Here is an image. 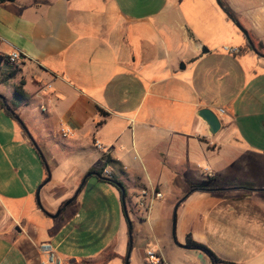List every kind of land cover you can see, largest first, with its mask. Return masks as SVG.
I'll return each instance as SVG.
<instances>
[{
	"label": "crops",
	"instance_id": "crops-1",
	"mask_svg": "<svg viewBox=\"0 0 264 264\" xmlns=\"http://www.w3.org/2000/svg\"><path fill=\"white\" fill-rule=\"evenodd\" d=\"M222 1L259 54L217 0H0V95L13 112L0 110V264H39L43 243L77 264L50 215L90 185L125 216L106 179L124 185L134 217L105 248L114 260L135 248L137 263L153 264L150 252L155 264H212L191 237L224 262L264 264V0ZM39 149L57 164L45 210Z\"/></svg>",
	"mask_w": 264,
	"mask_h": 264
},
{
	"label": "rangeland",
	"instance_id": "rangeland-1",
	"mask_svg": "<svg viewBox=\"0 0 264 264\" xmlns=\"http://www.w3.org/2000/svg\"><path fill=\"white\" fill-rule=\"evenodd\" d=\"M54 153L55 150H53L52 154ZM47 154L48 153H45L49 162L50 175L52 176V170L56 168L57 164L51 161L50 154ZM38 158L39 162H41V160L43 161L40 154H38ZM42 167L44 166L42 165ZM48 177L49 174L42 183L38 185L36 189V199L38 189L45 184ZM49 186L50 183L45 185V188L42 187L40 191L41 207H39L42 210H45L43 196H45ZM82 204L85 206L84 209L80 211L79 207ZM112 204L113 200L109 193L92 188V186L88 185L74 203L62 213V216L53 220L59 225V237L57 240L65 236L68 237L67 242L64 244V249L66 250L65 252L71 254L70 256L72 258L69 262L76 260L78 262L77 264H102V262L105 261L107 264H110L114 260V258L109 259V255L113 252L105 248L115 240L118 227L121 222H127V216H124V211H122L120 206L118 210V206L115 208ZM78 214L82 216V219L78 218ZM129 218H134L131 213H129ZM80 220L83 221V225H81L79 229H75V226ZM136 253V249L133 248L129 264H142L141 262L137 263ZM126 261L127 258L124 257L123 260H114L112 264H127Z\"/></svg>",
	"mask_w": 264,
	"mask_h": 264
},
{
	"label": "water",
	"instance_id": "water-1",
	"mask_svg": "<svg viewBox=\"0 0 264 264\" xmlns=\"http://www.w3.org/2000/svg\"><path fill=\"white\" fill-rule=\"evenodd\" d=\"M219 2V4L221 5V2L219 0H217ZM222 6V5H221ZM226 11V10H225ZM226 13L229 15V17L232 19V21L235 23V25L240 29L241 32H243V34L246 36L247 40H248V43L252 46L253 50L259 54V51L256 49L255 45H254V42L252 41V39L250 38V35L249 33L247 32V30L229 13L226 11ZM2 97V100L6 106V108L12 112L11 108L9 107L8 103H7V100L3 97ZM13 113V112H12ZM200 115L201 117L207 121V123L209 124L210 128H211V131L213 133H217L220 129H221V121L219 119V117L217 116V114L212 111L211 109H203L201 112H200ZM18 118V117H17ZM19 119V118H18ZM26 131L28 132L27 128L25 127ZM29 133V132H28ZM30 135V133H29ZM30 138L33 140V137L30 135ZM36 145V144H35ZM51 179V176H50V173H49V177L46 181L49 182ZM86 180V179H85ZM84 180V182H85ZM84 182L82 183V185L84 184ZM43 187V185L38 189L37 191V203L38 205L41 207V201H40V191H41V188ZM80 190V188H79ZM79 190L77 191L76 195L68 200L66 202V205H69L74 199L75 197L79 194ZM125 198H126V191L125 189H122V201H123V205H124V210H125V214L127 216V219H128V223H129V232L130 234H132V231H133V225L128 217V213H127V208H126V201H125ZM62 210H59L56 214H53V215H50L53 219H56L59 217L60 213H61ZM176 213H177V208L175 209V213H174V218H176ZM131 248H132V240L130 241V250H129V254H130V251H131ZM188 248V247H187ZM126 263L128 264L129 263V255L127 257V261Z\"/></svg>",
	"mask_w": 264,
	"mask_h": 264
},
{
	"label": "trees",
	"instance_id": "trees-1",
	"mask_svg": "<svg viewBox=\"0 0 264 264\" xmlns=\"http://www.w3.org/2000/svg\"><path fill=\"white\" fill-rule=\"evenodd\" d=\"M220 2H221V5L224 7V9L227 11V12H229L232 16H234V14H233V12L224 4V2L222 1V0H219ZM246 49H253L252 48V46L250 45V44H248L247 45V47H246ZM8 61V60H7ZM1 62H2V59L0 58V64H1ZM16 90H17V92L19 93V94H21L22 95V91H21V89L20 88H16ZM1 109H6V106H5V104H4V102H3V100H2V97H1V95H0V110ZM100 112L102 113V112H104L103 110H101L100 109ZM39 153H40V155H41V157H42V159H43V163L45 164V166H47V172H48V174L50 173V168H49V166H48V164H47V161H46V159H44V157H43V155H42V153H41V151H40V149H39ZM93 173H95L96 175H98L99 177H101L102 178V173H101V171H96V172H91L90 174H93ZM108 182H110L112 185H114L115 187H117L118 188V190L121 192V194H122V189H125L124 188V185L122 184V183H120V182H118L117 180H115V179H106ZM85 184H86V180H85V182H84V184L83 185H81V187H80V190H79V193L82 191V189L84 188V186H85ZM208 187L206 186V185H203V184H201V185H195V186H193L192 187V189H191V191L190 192H193V191H197V190H209V189H207ZM243 188H245V189H247V190H253V189H251V188H249L248 186H246V187H243ZM186 246L188 247V248H190V249H196V250H201V251H203L204 253H206L208 256H209V258L211 259V261H212V264H218V263H222V262H224V261H222V260H220L207 246H205V245H203V244H201V243H198V242H196V241H194L191 237H189L188 239H187V243H186ZM129 248H130V246H129ZM115 257V255L114 254H110L109 255V259H111V258H114ZM102 263H105V261H103ZM224 263H227V264H232V263H228V262H224ZM72 264H74V263H72ZM85 264H87V263H85Z\"/></svg>",
	"mask_w": 264,
	"mask_h": 264
},
{
	"label": "built area",
	"instance_id": "built-area-1",
	"mask_svg": "<svg viewBox=\"0 0 264 264\" xmlns=\"http://www.w3.org/2000/svg\"><path fill=\"white\" fill-rule=\"evenodd\" d=\"M224 50L230 54H238L240 52L239 49L236 48H231V47H224ZM20 54L18 52L13 53L10 56V60L11 61H16L18 59H20ZM220 113H224L225 110L224 109H219ZM97 146L99 148H101L100 144H97ZM144 194L146 195L147 193L144 192ZM162 193L160 192H154L153 196L149 199V200H141V205L143 207L146 208L147 212L151 209L152 205H153V201L155 198H162ZM40 250L43 254L46 255V260L45 261H40L39 264H62L61 261H59L57 254L54 250V248L52 247L51 244L48 243H43L42 245H40ZM148 256L150 258L151 263L155 264L158 263L159 261L157 260V258L155 257L154 253H148Z\"/></svg>",
	"mask_w": 264,
	"mask_h": 264
}]
</instances>
